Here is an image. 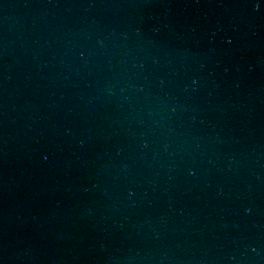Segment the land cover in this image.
Wrapping results in <instances>:
<instances>
[{
  "label": "water",
  "instance_id": "95a60500",
  "mask_svg": "<svg viewBox=\"0 0 264 264\" xmlns=\"http://www.w3.org/2000/svg\"><path fill=\"white\" fill-rule=\"evenodd\" d=\"M0 264H264V0H0Z\"/></svg>",
  "mask_w": 264,
  "mask_h": 264
}]
</instances>
